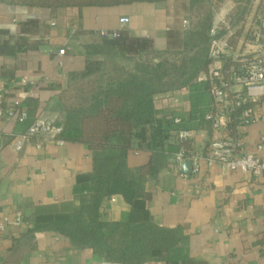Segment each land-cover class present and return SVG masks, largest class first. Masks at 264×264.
Listing matches in <instances>:
<instances>
[{
    "label": "crops",
    "instance_id": "crops-1",
    "mask_svg": "<svg viewBox=\"0 0 264 264\" xmlns=\"http://www.w3.org/2000/svg\"><path fill=\"white\" fill-rule=\"evenodd\" d=\"M189 5L190 0H163L46 8L0 1V91L5 108L20 103L13 118L0 119V264H133L107 260L91 247L75 248L57 229L92 203L89 146L32 137L17 150L11 141L38 117L63 124L67 106L80 101L83 90L115 75L109 57L89 53V44L121 32V54L127 56L179 49ZM232 5L227 1L216 12L214 26L225 22ZM124 17L130 19L126 24L120 22ZM244 43L242 35L238 46H232L235 54L244 53L249 44ZM199 76L190 86L155 95L161 137H153L155 124L143 125L127 153L130 167L146 163L157 142L156 150L169 154L148 184L153 195L146 206L156 224L181 227L186 237L183 257L142 264H264V175L230 170L220 162L210 165L205 159L195 171L190 160H176L182 148L179 129L191 131L197 155H204L217 136L205 119L213 110L209 82ZM237 90L242 87H231ZM252 106L256 118L234 137L239 142L236 155L253 153L264 161V98ZM131 209L119 193L100 205L105 221H126Z\"/></svg>",
    "mask_w": 264,
    "mask_h": 264
},
{
    "label": "trees",
    "instance_id": "trees-1",
    "mask_svg": "<svg viewBox=\"0 0 264 264\" xmlns=\"http://www.w3.org/2000/svg\"><path fill=\"white\" fill-rule=\"evenodd\" d=\"M0 1L46 8H83L163 0ZM227 1H232L233 5L225 22L216 27V37L227 36L233 47L238 46L242 35L245 43H255L259 39L264 44V38L260 39V34L258 38V31L253 29L257 23L264 30V0H190L188 26L179 49L142 51L137 56H127L121 54L124 51L121 32L118 37L102 36L99 42L87 46L89 53L109 57L115 75L102 81L103 84L97 81L100 84L94 88L83 90L81 100L67 106V117L59 134V138L65 141L87 144L94 161L92 203L80 208L72 221L57 225V229L69 237L73 247H91L107 260L133 264L173 260L185 255L186 237L181 227L156 224L146 206L153 195L148 184L166 164L169 154L163 149L156 150L157 142L146 163L130 167L127 153L132 148L134 136L141 135L139 128L143 125L155 124L153 137H161L163 121L156 116L155 95L190 86L202 72H207L212 63L209 48L215 14ZM251 14V26L245 28ZM259 14L262 18H258ZM255 54L252 51L239 56L252 58ZM222 61L224 68L237 63L229 56H224ZM256 102L246 99L230 111L233 118L228 125L230 135L236 137V126L242 121L243 109ZM180 143L186 156L195 153L190 139ZM209 145L210 142L204 155ZM116 193L122 194L131 204L130 216L126 221H105L100 205L105 197Z\"/></svg>",
    "mask_w": 264,
    "mask_h": 264
},
{
    "label": "built area",
    "instance_id": "built-area-1",
    "mask_svg": "<svg viewBox=\"0 0 264 264\" xmlns=\"http://www.w3.org/2000/svg\"><path fill=\"white\" fill-rule=\"evenodd\" d=\"M129 21L130 19L127 17L120 19V22L123 24ZM216 34V26H214L211 30L213 38L209 48V57L212 59V63L208 72L200 74L199 79L209 82V91L213 98V110L205 115V119L211 122L217 136L211 140L205 155L192 153L186 156L184 149L181 148L176 154V160L178 163L186 159L190 160L193 163L195 171L199 169L200 160L205 159L210 165L220 162L230 170L264 175V161L260 157H257L253 153L236 155L239 142L229 134L228 130V125L230 122H233L230 111L234 107L240 106L246 99L258 101L264 97V58L258 54H255L252 58L235 54L229 40L226 37L217 38ZM111 35L114 36L117 33ZM257 36L259 38V34ZM60 53H65V48L61 49ZM224 56L232 57L237 63H232L226 68L216 66V62L222 61ZM233 85H240L242 90L231 91ZM19 105L20 103L16 102L13 106L5 108L3 106V94L0 91V119L8 120L13 118L17 113ZM240 118L242 121L236 126L237 132L243 126L255 120L256 116L253 106L244 108ZM19 119L22 120L21 117ZM179 121V119L174 120L175 123H179ZM62 128L63 124H55L43 117H38L26 132L15 135L12 138L11 144L17 150H20L25 142L32 137L63 143L64 140L59 138ZM177 137L179 141L189 140L191 138V131L179 129ZM259 147L262 148V145Z\"/></svg>",
    "mask_w": 264,
    "mask_h": 264
},
{
    "label": "rangeland",
    "instance_id": "rangeland-1",
    "mask_svg": "<svg viewBox=\"0 0 264 264\" xmlns=\"http://www.w3.org/2000/svg\"><path fill=\"white\" fill-rule=\"evenodd\" d=\"M256 4V3H255ZM253 8H255V5H254V7ZM251 18H252V14L251 15H249L248 16V25H247V28H249L250 26H251V22H250V20H251ZM258 18H262V14H259L258 15ZM263 27H264V21H263ZM253 29L254 30H256V31H258V34H260V39H263L264 38V30H262L260 27H259V25H257V23L255 24L254 23V25H253ZM249 44L248 45H244V47H245V49L243 50L244 51V53H246V52H252V51H254V53H256V54H258V55H260V56H262L263 58H264V44L263 43H261V40L259 41V39L258 40H256V42H255V44H254V46L252 45V47H251V44L252 43H250V42H248ZM245 44V43H244ZM240 45H241V43H240ZM239 45V46H240ZM243 45V44H242ZM239 49V48H238ZM243 49V48H242ZM237 53H240V52H237ZM239 55V54H238ZM78 100H75L73 103H76Z\"/></svg>",
    "mask_w": 264,
    "mask_h": 264
},
{
    "label": "water",
    "instance_id": "water-1",
    "mask_svg": "<svg viewBox=\"0 0 264 264\" xmlns=\"http://www.w3.org/2000/svg\"><path fill=\"white\" fill-rule=\"evenodd\" d=\"M183 164L186 165V166L188 165V166L191 167V162H189V161H186V162H184ZM190 167H189V168H190Z\"/></svg>",
    "mask_w": 264,
    "mask_h": 264
}]
</instances>
